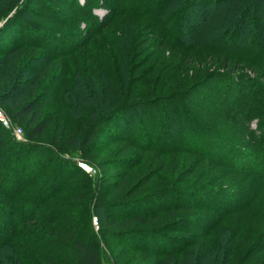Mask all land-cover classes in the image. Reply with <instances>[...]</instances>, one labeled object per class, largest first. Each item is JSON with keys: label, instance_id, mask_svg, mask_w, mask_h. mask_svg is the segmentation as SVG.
<instances>
[{"label": "trees", "instance_id": "obj_1", "mask_svg": "<svg viewBox=\"0 0 264 264\" xmlns=\"http://www.w3.org/2000/svg\"><path fill=\"white\" fill-rule=\"evenodd\" d=\"M45 1L49 4L48 8H50L52 15L54 14L55 18L60 19L61 16L56 11L55 0ZM173 1L124 0L128 7L125 11L142 13L140 15L148 16V20L155 33H160L169 42L172 41V45L178 47L176 58L181 59V62H184L186 58L193 61L192 65L195 64L194 67H199L204 63H208V65L213 64L215 70L210 72V79L223 75L225 78L221 82L219 89L223 93L230 94L234 101H239L241 89L245 87L244 83L247 84L251 80L248 73H254L255 67L258 66L264 69V49L254 47L253 45L256 41L248 44L245 49H243V44H240V48L234 49L233 46L237 44V40L234 37H231L229 40L224 37H216L217 39L214 38L210 42L204 43L200 47L202 51H195L194 45L189 46V43L187 45L181 39L182 33H195L196 29L200 26L199 23H204L205 17L202 14L198 16L195 12L211 4V6L213 5L212 15L214 13L218 14V7L221 3H228L233 0H176L178 7L168 11L167 9ZM40 2H44V0H40ZM85 2L83 1V4L76 2L75 4L81 7ZM260 3L263 4L264 0H249L248 5L241 10L240 14L244 11L247 12L249 6L252 7L250 9L252 17L248 18L251 24L253 20H264V7H261ZM97 4L98 7L105 8L109 12V19L100 20L92 12L93 9L89 8L87 12H80V15L77 17L79 19L78 22L90 23L89 29L98 27L99 31H105L104 29L109 27L113 17L119 16L121 12H117L114 15L112 13V5H109L105 0H100ZM32 5L33 1L29 0H0V107L10 118L12 124L16 123L24 126L29 139L46 138V130L50 126L52 118L44 116L43 111L45 105L52 100L54 101L51 104L53 108L62 105L67 108L73 103H77V106L79 105L83 110L82 114L86 116V119H84L85 117L81 119L78 130L73 129L67 118H63L61 121L58 120L59 122L57 123L61 128V134L58 136L54 135L51 138L50 146H46L43 150L35 152L31 160L32 164L29 163V165L26 164V166L20 167L19 163L15 162L4 175H2V172L0 173L3 176L0 178V208L8 207L16 210L21 215L30 212V216L22 217L17 223L18 226L23 225L28 230L31 224H49L55 223L56 220L65 222L66 218L75 212V209H72V207L77 205L84 206L88 202L89 209L91 210L90 213L95 216L98 223V231H94L90 213H88L82 223L70 220L68 226L63 227L62 225V231L57 234L58 237L49 236L44 242H39L34 241L31 237L32 235H29V240L25 241V244L26 242L30 243L32 247L29 248L26 244V249H22L19 253L24 258V254L32 250L34 246H37L38 248L34 249L40 248L39 250H42L44 255L53 264H68L67 261L71 260L70 264H123L124 255H132L133 257L136 254L138 256L143 254L144 258L154 257L157 260L162 258L157 263L149 262L146 264H162L164 259H168L166 260L168 263L173 261L178 264V261L181 259L180 256L189 247L193 246V243H189L192 240L188 229L192 219L190 215L194 214L193 211L206 197L199 195L202 196L200 200L198 198L194 199L195 197L189 198L186 196V192L184 193L173 187L162 188L160 190L155 189L137 196L138 192L149 185L153 179L148 178L143 182L139 180L136 183L130 184L129 179L133 174V168L139 164V161H137L135 156H125V154L132 153L137 149L149 150L154 147H159L163 152L167 151L168 148L166 146L168 147L171 144V138L173 137L168 133L170 126L179 122L180 124H184L189 132L188 134L192 136L190 139L192 141L190 143V147L193 148L192 150L202 151L200 148L203 147L202 152L211 154V157L214 160H218V164L225 169L229 168L236 174H255L264 183V109L256 112L258 129L254 131L250 128V116L243 109H240L239 105L233 107L230 114H223L230 119H234L235 127L244 134V137L250 139L251 144L253 143L258 150L256 156H258L259 162L254 163L252 161L253 164L250 166L248 164H250L251 160L245 158V153H240L237 150L234 151L236 142L221 133L206 127L204 128L203 125L196 123L192 118V114L185 110L183 104H180L181 108H178L180 106H172L173 112L169 114L167 110L168 112L163 114L164 126L167 128V132L164 133L165 135L160 142L153 140L151 143L149 136H147L145 124L149 126L152 124L154 120L153 111L151 114L142 115L146 121L144 124L139 114L131 113V111L141 104L150 107L151 102L155 100L144 101V99H141L148 82L137 83L136 80L138 78L135 77L134 72L150 59L154 63L157 62L162 58V55L158 51L149 56L150 51H146L144 45L147 41L138 39L137 36L135 40H132L128 44L130 49H127L128 45H126V48L121 52H124L126 56H122V61H119L116 66L113 65L114 68L111 70L116 76L119 73L124 74L125 81L123 83H114L112 91L106 90L105 92L99 85H93L90 88L86 87V84L80 86L81 89L79 90L83 92H79V94L83 95V93H86L85 90L90 89L91 95L93 93H97L98 95L104 93L106 96V99L103 98L100 102L93 100L89 102L88 108H96L94 112L96 116L92 117L89 109L87 111L86 106H83L85 104L84 99H88L84 97L89 95L80 96L76 100L73 98L75 92H77L74 89L75 85L73 82L75 74H70L66 69L59 72L58 70L53 71L56 66L55 63L72 54V51H74L72 48L78 44V40L80 39H76V35H72V33L70 35L60 33L61 29L58 28L62 21L51 23L35 19L36 11H31ZM11 11L13 12L10 13ZM206 12L205 9L204 13ZM187 14L192 16L191 20L195 23L191 22L190 26L185 28L182 21L186 18ZM180 15L181 22L180 19L177 20V17ZM200 28L201 26L198 28V33L206 31ZM86 34L90 35V33ZM110 35L111 33L94 34V36H97L96 39L100 37L110 39ZM140 36L143 37L142 35ZM29 51H39V53L36 55L28 54ZM224 51L226 56L222 57L221 52L223 53ZM181 52L183 53L181 54ZM212 54H216L218 59L207 61L206 57H211ZM231 57H236L238 62H247L248 65L243 66L242 64H238L239 66L236 69L241 70L239 73H220L219 75L216 68L224 67L227 69L230 63H232ZM173 62L175 63V60ZM236 62L235 60L233 65H236ZM34 64H45L46 66H43L38 74V69ZM178 65L176 64L177 67ZM142 76L149 77L146 73ZM258 79L257 85L260 91L263 92L262 96H264V82H260L262 78ZM204 82H206V78L205 81L198 80L194 82L186 92L180 91L185 96L184 100L187 99L189 92L201 86ZM158 88L156 87V90ZM107 92L112 94V96L108 97L106 95ZM253 92L250 95L248 94L249 99H251L250 101L246 102V99L240 100L241 105L250 107L253 105V100L261 98L256 94L257 91ZM164 96L162 98H165ZM218 101H224V99H210L206 95L202 108L206 113L208 111V115L214 116L213 113L217 112L215 111L216 108L219 110L222 106ZM164 102L169 103L170 101L164 100ZM171 108L170 110L172 111ZM111 122H115L116 127L122 128L125 131L124 133L113 132L120 141L124 142V144L120 145L122 146L121 154L113 159L100 160L94 163L95 161H92L95 158L93 146L96 145V141L98 140L97 134L102 132V129H106L111 136V127H109ZM5 132L11 134L9 129L0 124V152L4 146ZM200 134H202L201 137ZM204 142L205 145L203 144ZM67 145L73 146L74 152H79L77 156L80 161L95 166L100 171L99 175L95 178L98 182L96 188L94 187V182H92L93 178L84 170L76 167L77 164L73 157L64 158L61 156ZM49 151L57 155V165L30 194L29 200L26 199L28 203L22 202L24 199L19 196V193L25 190L26 181L32 179V174L38 173L37 163L39 161V154ZM2 158V155H0V162ZM238 160H240V164H238ZM110 166L114 169H121L112 175L113 178H117L112 183L108 182V175H106V169ZM70 168L77 171L72 177H68ZM79 175L87 177L88 183H91L87 188L76 187ZM101 184L102 186H100ZM116 193L124 194L122 196H115ZM174 194H177V199L171 203L169 197ZM62 195L67 196L66 200L68 201H65V204H52V207L57 206L56 208L53 207L55 209L54 213H50L47 216L44 214L38 215V210L35 209L37 206L43 207L42 209L45 212L46 208L43 206V203ZM219 197L220 200L225 199V195L220 194ZM217 198L218 196L214 197L216 202L219 200ZM19 201L24 207L19 206L18 209H14L16 203ZM12 229L6 228L7 232L0 231V249L18 237V233ZM181 241L184 244L182 247H178V243ZM59 246H64L68 249L67 261L64 259L60 261L58 259V252L56 251ZM118 246H121L122 249H117ZM188 252L186 251V254ZM214 252L222 253L220 248ZM226 252L227 250H224L223 254ZM221 253L217 257L215 255L212 261L208 262V260H205L201 264L236 263L230 250L227 252V257L226 254L221 256ZM130 260L129 258L128 261ZM26 261L29 264L33 263L27 256Z\"/></svg>", "mask_w": 264, "mask_h": 264}, {"label": "rangeland", "instance_id": "obj_2", "mask_svg": "<svg viewBox=\"0 0 264 264\" xmlns=\"http://www.w3.org/2000/svg\"><path fill=\"white\" fill-rule=\"evenodd\" d=\"M29 1H33L31 11H36L35 19L45 20L51 23L62 21L58 28L61 29L60 33H66L68 35L72 33V35H76V39H80L78 40V44L72 48L74 50L72 54L55 63L56 66L53 71L58 70L59 72L66 69L70 74H75L73 82L75 85L74 89L77 90V92H75L73 98L76 100L79 99L80 96L84 97L89 95L84 97L88 99H84L85 104H83V106H86L87 111L89 109L92 117L96 116V113H94L96 108H88L89 102L91 100L100 102L101 99H106V96L104 93L102 95H98L97 93L91 95L89 92L90 89L85 90L86 93H83V95L79 94V92H83L79 90L81 89L80 86L86 84V87L88 86L90 88L93 87V85H99L105 92L106 90L112 91L114 83H123L125 81L124 74L119 73V75L116 76L111 70L114 68L113 65L116 66L119 61H122V56H126L124 52L121 53L124 48H126V45L130 44L132 40H135L138 36V39L147 41L144 45L146 51H150L149 56L158 51H160L162 55V58L157 62L154 63L153 60L150 59L146 64L134 72L135 77L138 78L136 80L137 83H144V81L148 82L147 88L142 94L141 99H144V101L155 100L151 102L152 106L150 104V107L141 104L131 111V113L139 114L143 124L146 121L142 115L151 114L153 111L154 120L152 124H150V126L145 124L147 129L146 132L148 133L147 136H149L151 143L153 140L160 142L165 135L164 133L167 132V128L164 126L163 114L168 111L170 114L173 112L172 106L178 107L180 104H183L185 110L192 114V118L196 123L203 125L204 128L206 127L221 133L225 137L236 142L234 151L237 150L240 153H245V158L251 160L248 166L253 164V162H259V158L256 156L258 150L255 145L253 143L251 144V140L244 137V134L235 127L234 119H230L223 114H230L233 107L239 105L240 109H243L251 118L250 128L253 131L258 129V117L256 116V112L264 109V96H262L263 92L260 91L257 82L259 81L258 78H262L260 82H264V69L258 66L255 67L254 73L248 71L251 80L247 84L244 83L245 87L241 89V94L239 95L240 100L246 99L245 101L247 102L251 100L249 99L250 97H248L250 93L257 91L256 94L261 98L253 100V105L250 107L241 105L240 100L234 101L230 94L223 93L219 89L221 82L225 78L223 75L210 79V72L215 70L213 64L208 65V63H204L199 67H194L195 64L192 65L193 61L186 58L184 62H181V59L176 58L178 47L172 45V41L169 42L168 39L163 37L160 33H155L148 20V16L140 15L142 13L125 11L128 7L124 0H105L109 5H112V13L114 15L117 12H121L119 16L113 17L109 27L104 29L105 31H99L98 27L89 29L90 23H86V25L85 22H78L79 19L77 18L80 12H87L89 8H92V12L96 14L100 20L104 21V19H109V12L105 8L98 7L97 3L100 0H55L57 6L56 11L61 16L60 19L55 18L54 14L52 15L50 8H48L49 4L45 0L44 2H40V0ZM83 1L86 2L81 7L75 4L76 2L83 4ZM248 2L249 0H233L228 3H221L218 7L219 13H214V15H212L213 5H207L206 8L195 12L198 16L202 14V16L205 17L204 23L199 24L201 26L200 29L206 31L204 33H198L199 26L195 33H182L181 39L185 41L187 45L189 43V46L194 45L195 51H202L200 47L216 37H224L228 38V40L234 37L237 40V44L233 46L234 49L240 48V44H243V49H245V47L253 41H256L254 42V47L264 49V20H253V23H250L248 18L252 17V11L250 10L252 8L251 6H249L247 12H242L244 16L240 14L242 8L247 6ZM260 6L264 7V3H260ZM177 7L178 2L176 3V0H174L167 10L170 11ZM205 9L207 11L206 13H204ZM12 12L13 11L10 13ZM104 16L106 17L104 18ZM191 17V15L187 14L186 18L182 21L185 28L189 27L191 22L193 24L195 23L191 20ZM179 19L181 22V15L177 17V20ZM86 33H90V35L88 36ZM95 33H111L110 39L104 37L96 39L97 36H94ZM80 41L81 43L79 44ZM127 49H130L129 45ZM38 53L39 51L28 52V54L33 55ZM182 53L183 52H181V54ZM221 55L222 57L226 56L225 51L223 53L221 52ZM231 58L232 63H230L227 69L224 67L216 68L219 75L220 73H239L241 70L236 69V67L239 66L238 64H242L243 66L248 65L247 62H238L236 57ZM217 59L218 56L216 54H212L211 57H206L207 61ZM173 60H175V63ZM235 60L237 61L235 63L236 65H233ZM176 64H179L178 67ZM34 65L38 69V74L40 73V69L46 66L45 64ZM145 73L149 76L148 78L142 76L145 75ZM205 78L206 82L189 92L187 99L184 100L185 96L181 94L180 91L186 92L194 82L198 80L205 81ZM156 87H159L158 90H156ZM71 88L73 89L72 86ZM175 94L177 95L175 96ZM106 95H108V97L112 96V94L108 92ZM163 95H165V98H162ZM206 95L210 99H224V101H218L222 106L219 110L216 108L215 111L217 112L213 113L214 116L208 115V111L206 113L202 108ZM164 100L170 102L166 103ZM53 102L52 100L50 103H47L43 111L44 116L52 118V122H50V126L46 130L47 136L45 139H29L26 135L24 126H20L16 123H13V125L22 128V135L20 137H14L5 132L4 146L0 152V155L3 157L0 162V173L2 172V175L9 171L12 164L15 162H18L20 167L26 166V164L29 165V163L32 164L31 160L35 152L41 149L43 150L46 146H50L51 138L54 135L58 136L61 134V128L58 126L57 122L61 121L63 118H67L73 129L78 130L80 128L81 119L84 117V119H86V116L82 114L83 110L79 105L77 106V103H73L67 108L64 105L53 108L51 107ZM178 108H181V106ZM109 127H111V136L106 129H102V132L97 134L98 140L96 141V145L93 146L95 158L92 161H95L94 163L100 160H110L121 154L122 146L120 145L124 144V142L120 141L113 132L124 133L125 131L122 128L116 127L115 122H111ZM168 133L173 136L171 138V144L168 145V147L166 146L169 150L167 149V151L163 152L159 147H154L149 150L137 149L132 153L125 154V156H135L137 161H139V164L133 168V174L129 179L130 184L136 183L139 180L143 182L148 178L153 179L149 185L138 192L137 196L155 189L160 190L162 188L173 187L184 193L186 192V196L189 198L195 197L194 199L198 198V200H200L202 196L199 195H204L206 197H203L205 198L203 202L193 211L194 214L190 215L192 219L188 229L192 242L190 241L189 243H193V246L186 250L189 251L187 254L186 251L185 253L183 252L184 254L180 256L181 259L178 261V264H201L205 260H208V262L212 261L215 255L217 257V255L221 253L214 252L218 248L222 251L221 256L226 254V257L227 252L230 250L232 256H234V262L236 263L264 264L263 180L255 174H236L229 168L225 169L218 164V160H214L211 157V154L202 152L203 147L200 148L202 151L192 150L193 148L190 147V143L192 142L190 139L192 136L188 134L189 132L184 124H180L179 122L174 123L173 126H170ZM201 135L202 134H200V137ZM203 144L205 145V142ZM73 149L71 145L65 146V150L61 153V156L64 158L73 157L77 164L76 167L84 170L93 178L92 182H94V187L96 188L98 182L95 178L99 175L100 171H98L95 166L80 161L77 156L79 152H74ZM240 163V160H238V164ZM82 164L85 165L87 169L84 168ZM56 165V154H52L50 151L39 154V161L37 163L38 173L32 174V179L26 181L25 190L19 193V196L24 199L22 202L28 203L26 199H28L35 188L38 187L39 183L53 171ZM120 170L121 169L117 168L114 169L111 166L106 169L109 183L117 180V178H113L112 175ZM76 172V170L70 168L68 177H72ZM2 175L0 174V178ZM77 178V188H87V186L91 184L88 183L87 177L85 176L79 175ZM100 186H102V184ZM123 194L124 193H116L115 196H122ZM220 194L223 196L225 195V199L223 198L220 200ZM176 195L177 194H174L169 197L171 203L176 201ZM217 196V199L220 200H218V202L214 200V197ZM66 197V195H62L57 196L51 201H45V203H43V206L46 208L45 212L43 211L44 209H42L43 207L37 206L35 209L38 210V215L44 214L47 216L50 213H54V208L57 206H53V208L52 204H65V201H68ZM187 197H185V199H187ZM19 206L22 208L24 207L19 201L16 203L14 209H18ZM72 209H75L74 214L67 217L65 222L56 220L55 223L49 224H31V227L27 230L23 225L18 226L17 223L22 217L30 216V212L21 215L18 214L16 210L8 207L0 208V231L7 232L6 228H13L14 231L18 233V237L15 238L14 241H11L7 246L0 249V264H29L26 261V256L33 261L32 264H38L40 262L42 264H53L52 261L44 255V252L39 250L40 248L34 249L38 248L37 246H34L32 250L28 251L29 254L28 252L24 254V258L19 251L26 249V244L29 248L32 247L30 243L28 244L26 242L25 244V241L29 240V235H32L31 237L34 241L36 240L39 242H44L49 236L58 237L57 234L62 231V225L63 227L68 226L70 220L82 223L86 215L91 212L88 202H86L84 206L77 205L72 207ZM90 217L93 229L97 232L98 223L96 218L91 215V213ZM183 244L184 242H179L178 247H182ZM113 247L115 246L113 245ZM117 249L122 248L118 246ZM224 250H227V252L223 254ZM56 252H58L57 257L60 261L68 258V249L66 247L59 246ZM142 255L143 254L138 256V254H136L133 257L132 255H124L125 257L122 262L123 264H146L149 262L157 263L162 259L157 260L154 257L144 258ZM129 258L131 259L130 261H128ZM166 260L164 259L162 264H177L173 261L168 263ZM67 262L70 264L72 260Z\"/></svg>", "mask_w": 264, "mask_h": 264}, {"label": "built area", "instance_id": "obj_3", "mask_svg": "<svg viewBox=\"0 0 264 264\" xmlns=\"http://www.w3.org/2000/svg\"><path fill=\"white\" fill-rule=\"evenodd\" d=\"M0 123L2 124L3 127L9 129L14 137H20L22 135V128L20 126L13 125L9 117L1 107H0Z\"/></svg>", "mask_w": 264, "mask_h": 264}, {"label": "bare ground", "instance_id": "obj_4", "mask_svg": "<svg viewBox=\"0 0 264 264\" xmlns=\"http://www.w3.org/2000/svg\"><path fill=\"white\" fill-rule=\"evenodd\" d=\"M82 166L87 169V167L85 165L82 164Z\"/></svg>", "mask_w": 264, "mask_h": 264}]
</instances>
